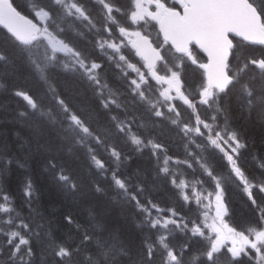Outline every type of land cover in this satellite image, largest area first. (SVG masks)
<instances>
[{
  "label": "snow or ice",
  "instance_id": "1",
  "mask_svg": "<svg viewBox=\"0 0 264 264\" xmlns=\"http://www.w3.org/2000/svg\"><path fill=\"white\" fill-rule=\"evenodd\" d=\"M0 29L46 84L59 66L91 92L94 104L55 102L139 233L133 260L118 230L74 210L79 199L45 209L30 175L18 208L4 155L0 264H264V0H37L27 11L0 0ZM10 91L26 110L0 101L2 123L31 113L56 122L27 90ZM44 170L76 189L54 160Z\"/></svg>",
  "mask_w": 264,
  "mask_h": 264
},
{
  "label": "trees",
  "instance_id": "2",
  "mask_svg": "<svg viewBox=\"0 0 264 264\" xmlns=\"http://www.w3.org/2000/svg\"><path fill=\"white\" fill-rule=\"evenodd\" d=\"M15 2L20 6V10L24 11L25 2L28 5L30 2H37V0H15ZM0 54H3L5 57V60H0V73H3L0 84L4 85V88H0V101H7L8 107L14 110L17 108L26 110L24 102L19 97H16L10 89H25L39 99L41 93L44 91L43 81L35 75L30 66L26 46L17 42L3 29H0ZM57 76L65 80H72L75 83L74 88L77 93L81 92V88L84 87L82 82L74 75L57 73ZM85 95H90L86 89ZM90 102L95 103L94 100ZM4 119V115L0 113V156L6 155L13 159V163L10 165V174L5 181V188L15 198L18 208H23L26 211V205L23 204L24 195L21 186L24 182V177L30 175L33 178L34 184H36L39 202L45 209L51 204H63L64 206L62 205L61 209L64 211L65 208L71 206L70 202L79 199L80 206L74 210L81 217L83 215L86 216L87 211L91 210L96 214L97 220L105 225L106 230H118L121 239L132 248L133 255L131 259H136L135 245L138 244L139 233L133 220V209L124 202L123 198L115 190L111 189V181L106 177H101L97 173V170L88 158L86 148L83 145L78 147L73 141H70L72 137L66 134V131L69 130L66 125L53 123L43 117L28 119L24 124L14 122L2 123ZM63 135L65 136L63 137ZM25 140L28 141L26 145L24 144ZM66 140L67 142L65 143ZM78 149L83 152L81 153ZM74 150L78 151L79 156ZM16 160L20 164L25 165V167H19L15 163ZM49 160H54L58 168L65 169L71 181L75 180L73 181L77 186L75 190L67 184L60 182L56 178L54 171L44 170ZM136 166V164H133L128 171L132 172ZM0 167H3L2 160H0ZM93 181H97L105 186L108 190L107 198L90 192ZM153 192L157 197L168 198V195L164 191L154 189ZM113 196H116L119 202L114 201L112 199ZM231 196L237 213V219L243 222L247 209L242 204L238 194L232 192ZM102 200H106V203ZM86 205H90L91 208L85 207Z\"/></svg>",
  "mask_w": 264,
  "mask_h": 264
},
{
  "label": "clouds",
  "instance_id": "3",
  "mask_svg": "<svg viewBox=\"0 0 264 264\" xmlns=\"http://www.w3.org/2000/svg\"><path fill=\"white\" fill-rule=\"evenodd\" d=\"M27 8H28V5L25 2L24 3V11H27ZM40 62L43 63L42 60ZM30 66L32 67V70L35 73V75L40 79V73L36 70V68L33 65L30 64ZM46 73L48 76L49 83L46 84L43 80L40 79L41 81H43L44 91L41 93V97L38 100L40 101L42 108H44L45 110H48V109L52 110L53 115H55V117H56L55 123L61 124V125H66V127L68 128V122L66 121V119L64 117V113L61 111L60 106L57 105L55 102V96L56 95H62L65 97V99L69 103H72V101L75 99L76 101H78L79 104H85V103H89L92 100V94L90 91H87L90 95H85V92L83 95H80V92L77 93L75 91V88H74L75 83L72 80H65L62 77H58L57 73H67L69 75H73L71 72H67L59 66H57L55 68L46 69ZM49 86L54 87L55 91L54 92L48 91ZM72 106L74 108H76L77 104H72ZM41 117L42 116H40L38 113H31L30 114V119H39ZM43 118H46V117H43ZM47 119L49 121H52L50 117H48ZM71 133H72L73 143L75 145H80V144L76 143L77 134L72 132V131H71ZM45 167H47V166H45ZM111 189L114 190L113 188H111ZM90 192H94L95 194L100 195V196L105 197V198H107V196H108V190L106 188H105L104 192L98 193L95 191L93 184H92V189H90ZM85 207L91 208L90 205H86Z\"/></svg>",
  "mask_w": 264,
  "mask_h": 264
},
{
  "label": "bare ground",
  "instance_id": "4",
  "mask_svg": "<svg viewBox=\"0 0 264 264\" xmlns=\"http://www.w3.org/2000/svg\"><path fill=\"white\" fill-rule=\"evenodd\" d=\"M50 128H52V127H50ZM53 130H54V129H53ZM59 133H61V132H59ZM62 134H64V133H62ZM66 134L69 135V137H70V136L72 137V133H71L70 130H67V131H66ZM64 136H65V135H63V137H64ZM63 141H64V139H63ZM70 141H72V140H70ZM66 142H67V140L65 141V143H66ZM71 143H72V142H71ZM66 145H67V144H66ZM69 145H70V144H69ZM79 146H80V145H78V147H79ZM76 148H77V147H76ZM76 148H75V149H76ZM72 150H73V149H72ZM76 150H77V149H76ZM78 150H79V149H78ZM74 151H75V150H74ZM79 151H80V150H79ZM75 152H76V151H75ZM77 152H78V151H77ZM77 152H76V153H77ZM80 152H81V151H80ZM82 152H83V151H82ZM82 152H81V153H82ZM85 152H86V151H85ZM73 153H74V152H73ZM77 154H78V153H77ZM77 154H76V155H77ZM82 155H83V154H82ZM78 156H79V154H78ZM32 160H33V159H32ZM85 162H86V161H85ZM32 163H33V161H32ZM34 164H35V163H34ZM13 165H14V164H13ZM17 167H18V166H17ZM85 173H86V172H85ZM97 173H98V172H97ZM67 175H68V174H67ZM95 176H96V173H95ZM32 179H33V178H32ZM73 179H74V178H73ZM12 181H13V180H12ZM73 181H75V180H73ZM22 182H23V181H22ZM54 184H55V183H54ZM57 184H58V183H57ZM35 185H36V184H35ZM57 186L59 187V185H57ZM62 187H63V186H62ZM10 188H11V187H10ZM64 189H65V188H64ZM6 190H7V188H6ZM9 190H10V189H9ZM65 190H66V189H65ZM11 191H12V190H11ZM15 191H16V190H15ZM16 192H17V191H16ZM18 193H19V192H18ZM12 194H14V193H12ZM21 194H22V193H21ZM17 195H18V194H17ZM21 197H22V196H21ZM101 198H102V197H101ZM104 199H105V198H104ZM100 200H101V199H100ZM17 201H18V200H17ZM102 201L105 202L106 200H102ZM114 201L117 202L118 200L116 199V200H114ZM98 202H99V201H98ZM98 202H97V203H98ZM118 202H119V201H118ZM100 203H101V202H100ZM105 203H106V202H105ZM103 205H105V204H103ZM17 206H18V205H17ZM23 206H24V205H23ZM63 206H64V205H63ZM117 206H118V205H117ZM21 207H22V206H21ZM112 207H113V206H112ZM112 207H111V208H112ZM98 208H99V207H98ZM60 209H61V208H60ZM61 211H63V210L61 209ZM95 211H96V210H95ZM96 213H97V212H96ZM82 214H83V213H82ZM83 216H84V215H83ZM105 219H107V218L105 217ZM108 220H109V219H108ZM105 221H106V220H105ZM103 222H104V221H103ZM105 228H106V227H105ZM130 238H131V237H130ZM136 238H137V237H136ZM133 241H134V240H133Z\"/></svg>",
  "mask_w": 264,
  "mask_h": 264
}]
</instances>
